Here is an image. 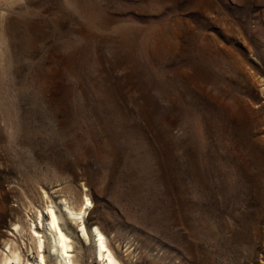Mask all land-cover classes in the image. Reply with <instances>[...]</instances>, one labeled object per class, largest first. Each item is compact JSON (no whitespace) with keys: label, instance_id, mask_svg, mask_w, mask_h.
I'll return each mask as SVG.
<instances>
[{"label":"rangeland","instance_id":"374dc122","mask_svg":"<svg viewBox=\"0 0 264 264\" xmlns=\"http://www.w3.org/2000/svg\"><path fill=\"white\" fill-rule=\"evenodd\" d=\"M48 205L74 264L95 227L121 264H264V0H0V257L63 263Z\"/></svg>","mask_w":264,"mask_h":264},{"label":"bare ground","instance_id":"6f19581e","mask_svg":"<svg viewBox=\"0 0 264 264\" xmlns=\"http://www.w3.org/2000/svg\"><path fill=\"white\" fill-rule=\"evenodd\" d=\"M85 200H86L85 204L87 205L89 203L88 199L85 198ZM83 203L84 202H82V204ZM65 206L68 210V214L71 215L74 219H80V220L82 219L81 213L83 210V206H81L78 211L73 210L68 205ZM47 208L48 210L46 217L48 220L47 222L48 230L53 236L54 246L63 257L64 261L62 264H74L73 261L70 259L71 256L69 257V253H68L70 252L69 248L71 247L70 238L60 226L58 222V216L54 211V209L52 208V206L48 205ZM80 222H81L80 231L84 235V237H86L87 233L85 230V226L83 225L82 221ZM35 232L37 233V235L36 236L32 235L31 239L33 240L32 242L34 243V247H35L34 249L37 254V264H45L44 255L42 253L44 248V240L42 238V235L38 234L37 230H35ZM95 232L97 237L96 248L98 255L105 258L106 264H121V262H119V260L113 255L111 250L107 247L106 242L104 240V235L97 227H95ZM8 245H9L8 247L9 251L8 253L1 255L0 261L3 264H10L11 261L13 260L17 264H22L21 252L18 250V248L15 245H13V243L12 244L9 243Z\"/></svg>","mask_w":264,"mask_h":264}]
</instances>
